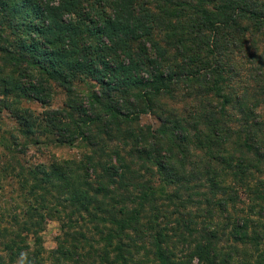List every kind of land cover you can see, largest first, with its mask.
<instances>
[{"label": "trees", "instance_id": "16d2710c", "mask_svg": "<svg viewBox=\"0 0 264 264\" xmlns=\"http://www.w3.org/2000/svg\"><path fill=\"white\" fill-rule=\"evenodd\" d=\"M0 98L22 149L86 150L0 166V264L48 222L50 264H264V0H0Z\"/></svg>", "mask_w": 264, "mask_h": 264}, {"label": "rangeland", "instance_id": "374dc122", "mask_svg": "<svg viewBox=\"0 0 264 264\" xmlns=\"http://www.w3.org/2000/svg\"><path fill=\"white\" fill-rule=\"evenodd\" d=\"M261 43V41H258ZM242 48H244L243 55H245V36L242 39ZM232 52V49H231ZM233 53V52H232ZM235 62H231L235 73L241 72L240 78L237 81L245 83V59L239 58V54H234ZM237 81L235 80V85L238 87ZM76 88L83 92H90L94 89V86L91 84H78ZM96 89V87H95ZM236 89V88H235ZM237 90V89H236ZM240 91V90H239ZM237 92V91H236ZM243 91L241 90L240 93ZM244 94V93H242ZM241 94V95H242ZM53 99L50 103V106L53 108L62 107L65 96L64 93L59 89L53 90ZM1 99V98H0ZM163 105L172 104L173 102L168 99H163ZM25 106L30 108L35 114L43 111V107L37 103H26ZM141 125L144 126H159V122L150 116H142ZM19 124L11 118L5 109L0 100V166H12L15 165L14 162L17 158V161L20 163L28 164L31 166L35 165H46L50 159H79L82 154L85 153L84 146L82 144H76L74 147L70 146H57L52 144H44L42 146H30L26 149H22L26 143L21 134L18 133ZM6 147H11L14 154H9ZM3 173L0 172V179L2 180ZM18 191V184L15 181L9 182L4 181L0 182V210L4 209L9 211L13 209L11 200L14 198V192ZM246 203H249V200H246ZM250 204V203H249ZM245 208L244 206H240ZM59 224L57 222H48L46 225L45 231L42 234L43 246L45 249V259L47 264H50L49 256L54 249H56V238L59 236Z\"/></svg>", "mask_w": 264, "mask_h": 264}]
</instances>
